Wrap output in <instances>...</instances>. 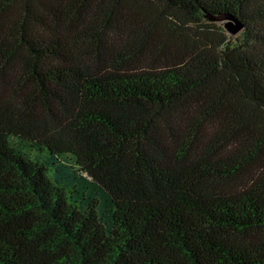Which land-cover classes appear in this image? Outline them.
Segmentation results:
<instances>
[{"label":"trees","instance_id":"trees-1","mask_svg":"<svg viewBox=\"0 0 264 264\" xmlns=\"http://www.w3.org/2000/svg\"><path fill=\"white\" fill-rule=\"evenodd\" d=\"M0 264H264V0H0Z\"/></svg>","mask_w":264,"mask_h":264},{"label":"water","instance_id":"water-1","mask_svg":"<svg viewBox=\"0 0 264 264\" xmlns=\"http://www.w3.org/2000/svg\"><path fill=\"white\" fill-rule=\"evenodd\" d=\"M208 19L210 21H226L224 24H223V28L225 29L226 33L231 35V36H236L240 30H242L243 26L240 22L238 21H235L234 19H231V18H228V17H224V16H217V17H213V16H207ZM229 21H232L234 22V24H232L231 22Z\"/></svg>","mask_w":264,"mask_h":264},{"label":"rangeland","instance_id":"rangeland-1","mask_svg":"<svg viewBox=\"0 0 264 264\" xmlns=\"http://www.w3.org/2000/svg\"><path fill=\"white\" fill-rule=\"evenodd\" d=\"M226 21H227V20H226ZM226 21H219V22H217V24L223 28V24H224ZM229 22H231L232 24H234V22H232V21H229ZM241 33H242V30H240L239 33H238L236 36H232V37H233V38L238 37V36L241 35Z\"/></svg>","mask_w":264,"mask_h":264}]
</instances>
